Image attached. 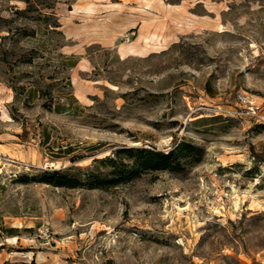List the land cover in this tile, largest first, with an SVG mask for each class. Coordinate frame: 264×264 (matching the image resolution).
<instances>
[{"label":"rangeland","instance_id":"1","mask_svg":"<svg viewBox=\"0 0 264 264\" xmlns=\"http://www.w3.org/2000/svg\"><path fill=\"white\" fill-rule=\"evenodd\" d=\"M181 139V173L45 182ZM0 264H264V0H0Z\"/></svg>","mask_w":264,"mask_h":264},{"label":"trees","instance_id":"2","mask_svg":"<svg viewBox=\"0 0 264 264\" xmlns=\"http://www.w3.org/2000/svg\"><path fill=\"white\" fill-rule=\"evenodd\" d=\"M44 7L50 8L51 6ZM63 107L64 105L58 103L54 110L57 112L67 110ZM202 153V148L184 139L173 144L167 151L135 147L123 148L116 151L113 156L100 160L102 166L108 168L105 172L91 171L83 174L84 178H81L75 173L68 174L54 170L45 172L48 174L45 182L57 187L72 188L81 185H87L90 188L116 186L127 183L142 173L154 171L181 173L187 165L198 162Z\"/></svg>","mask_w":264,"mask_h":264},{"label":"built area","instance_id":"3","mask_svg":"<svg viewBox=\"0 0 264 264\" xmlns=\"http://www.w3.org/2000/svg\"><path fill=\"white\" fill-rule=\"evenodd\" d=\"M236 101L240 105L239 113H245L247 116L254 118L257 122L263 120L259 108L248 101L242 94L236 95Z\"/></svg>","mask_w":264,"mask_h":264}]
</instances>
